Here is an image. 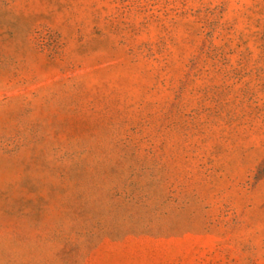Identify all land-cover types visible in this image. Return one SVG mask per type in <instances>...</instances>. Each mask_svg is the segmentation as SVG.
I'll return each instance as SVG.
<instances>
[{"label":"rangeland","instance_id":"374dc122","mask_svg":"<svg viewBox=\"0 0 264 264\" xmlns=\"http://www.w3.org/2000/svg\"><path fill=\"white\" fill-rule=\"evenodd\" d=\"M0 264H264V0H0Z\"/></svg>","mask_w":264,"mask_h":264}]
</instances>
